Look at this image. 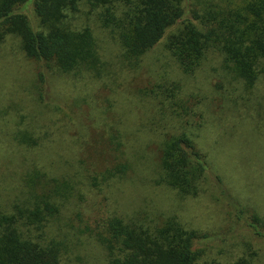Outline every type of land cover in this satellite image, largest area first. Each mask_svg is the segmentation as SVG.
I'll return each instance as SVG.
<instances>
[{"label":"rangeland","instance_id":"rangeland-1","mask_svg":"<svg viewBox=\"0 0 264 264\" xmlns=\"http://www.w3.org/2000/svg\"><path fill=\"white\" fill-rule=\"evenodd\" d=\"M26 13L35 26L31 6ZM72 16V25L92 28L114 73L110 78L107 68L102 78H80L47 71L41 80L42 64L24 54L17 36L8 35L0 43V206L15 199L22 178L36 167L56 177H72L81 193L64 205L50 229L69 237L70 249L61 264L107 261L97 239L75 230L77 212L93 225L110 213L154 222L174 215L208 234L205 258L227 264L255 251L254 264H264V238L247 222L253 212L264 219V77L247 96L223 69L217 52H209L196 73L185 76L165 48L168 32L134 70L119 63L120 48L89 6L80 5ZM170 81L181 83L180 96L200 98L196 141L208 152L213 173L197 196L182 198L174 189L149 181L155 175V150L146 147L153 139L147 122L158 106L151 95L142 98L138 91ZM154 117L152 123L158 119L156 112ZM159 124L167 126L166 121ZM24 129L40 138L38 146L18 143L15 134ZM114 129L126 144L122 156L106 139ZM123 158L130 163L127 173L93 186L92 177L100 181L101 173Z\"/></svg>","mask_w":264,"mask_h":264},{"label":"trees","instance_id":"trees-1","mask_svg":"<svg viewBox=\"0 0 264 264\" xmlns=\"http://www.w3.org/2000/svg\"><path fill=\"white\" fill-rule=\"evenodd\" d=\"M82 4L95 12L100 26L120 48L123 66L135 70L168 32L165 48L185 76H193L206 55L217 52L223 69L247 96L264 77V0H0V43L8 35L17 36L24 54L42 64L41 80L47 71L102 78L107 68L112 78L114 71L102 58L92 28L70 22ZM30 6L35 26L26 13ZM181 91L180 82L170 81L138 92L142 98L151 95L158 106L147 122L153 139L146 147L155 150V175L149 181L184 198L197 196L213 169L208 152L196 141L202 118L197 109L200 98L193 94L184 98ZM155 112L158 119L152 123ZM161 121L167 126H161ZM113 132L107 142L122 156L123 134ZM15 137L28 148L40 142L27 129ZM129 170L128 159L116 160L101 173L100 181L92 177L93 186ZM19 191L11 203L0 206V264H61L70 249L69 237L50 229L64 205L74 196L81 197L77 182L33 167L22 178ZM75 221L80 235L97 239L103 247L106 264H221L204 256L208 234L187 227L174 215L154 222L110 213L93 225L77 212ZM247 222L256 236L264 238V219L253 212ZM256 257L255 251L243 252L227 264H254Z\"/></svg>","mask_w":264,"mask_h":264}]
</instances>
